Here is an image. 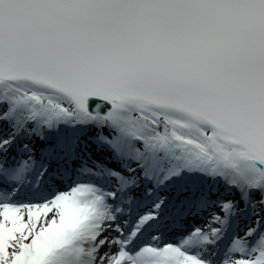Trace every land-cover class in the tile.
<instances>
[{
    "label": "snow or ice",
    "instance_id": "obj_1",
    "mask_svg": "<svg viewBox=\"0 0 264 264\" xmlns=\"http://www.w3.org/2000/svg\"><path fill=\"white\" fill-rule=\"evenodd\" d=\"M0 264H264V0H0Z\"/></svg>",
    "mask_w": 264,
    "mask_h": 264
}]
</instances>
